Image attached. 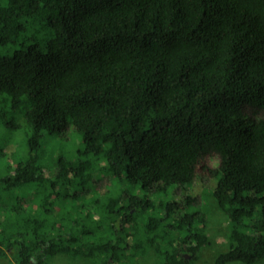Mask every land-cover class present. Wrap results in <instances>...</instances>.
<instances>
[{
	"label": "trees",
	"instance_id": "16d2710c",
	"mask_svg": "<svg viewBox=\"0 0 264 264\" xmlns=\"http://www.w3.org/2000/svg\"><path fill=\"white\" fill-rule=\"evenodd\" d=\"M36 19L48 27L44 50L19 39ZM3 46L15 49L0 54V95L23 111L5 128L27 130L28 154L0 174V198L29 184L39 194L36 214L0 217V256L133 264L153 248L152 264H193L210 243L205 215L183 201L131 194L96 202L98 217L58 212L54 199L94 166L63 155L52 175L39 165L43 133L71 125L82 152L105 159L99 170L156 192L193 183L200 160L218 156L206 176L231 228L212 264L264 258V0H0ZM151 206L159 213L143 217Z\"/></svg>",
	"mask_w": 264,
	"mask_h": 264
},
{
	"label": "rangeland",
	"instance_id": "374dc122",
	"mask_svg": "<svg viewBox=\"0 0 264 264\" xmlns=\"http://www.w3.org/2000/svg\"><path fill=\"white\" fill-rule=\"evenodd\" d=\"M24 29L20 32L19 39H26L27 43H35L44 50L46 42L49 38L48 27L42 19H36L30 22H23ZM15 49L14 46L0 47V54H9ZM4 97L0 95V174H5L12 170L15 163L23 160L27 156V130L22 126L15 128L13 131H8L5 127L10 120L21 121L23 118L22 110H11L9 105L5 104ZM1 110H5L4 113ZM9 142V143H8ZM4 148V149H3ZM83 142L81 132L73 126L68 125L61 132L51 134L44 132L41 138V147L39 150V165L44 169L46 175H52L57 169V160L59 155L72 160L91 159L93 161V169H91L92 178L88 182H81L72 185L68 189L69 195L61 199H54L55 208L58 212L69 211L68 214L80 216V219L85 217L86 213H90L95 217L99 216L100 209L97 208L96 202L106 201L108 198L119 196L120 201H123L128 195H145L152 199L154 203L158 201H179L182 203V210L198 209L203 212L206 218L205 232L207 233L210 243L203 245L198 250V257L193 264H212L215 256L228 248V233L231 228V223L226 213L219 207L212 193V188L215 181L206 176L205 167H215L218 163V156L208 155L200 160L198 164V175L193 183L184 187H170L167 192H156L153 189L143 188L141 185H132L128 180H119L116 176L104 173L99 170V165L104 162V158L87 155L82 152ZM6 151V152H5ZM38 190L34 184H29L23 188H15L11 193L3 194L0 198V217L12 218L19 216L26 217L28 214H36ZM71 194H76L71 196ZM185 195L196 196L197 203L186 204L183 200ZM18 202L17 209L9 210L8 208ZM9 205V207H8ZM98 209L97 212L92 211ZM158 207H149L143 212V217L147 215H157ZM255 216V215H254ZM253 216V218H254ZM56 220H60L56 217ZM139 219H142L140 217ZM88 222L87 220L85 221ZM199 224L198 222H196ZM138 224H136V227ZM141 228L142 225L139 224ZM250 231V227L244 228ZM109 229L104 227L96 228L97 235L107 234ZM174 233V232H173ZM180 232V235H183ZM156 258V252L150 248L146 254L139 255L133 261V264H152ZM0 264H19L11 257L10 249H7L6 256H0ZM36 264V263H34ZM47 264H89L88 259L80 258L73 259L67 254H57L49 259ZM122 264V263H115ZM225 264H264V258L254 263H245L242 261L231 260Z\"/></svg>",
	"mask_w": 264,
	"mask_h": 264
},
{
	"label": "water",
	"instance_id": "95a60500",
	"mask_svg": "<svg viewBox=\"0 0 264 264\" xmlns=\"http://www.w3.org/2000/svg\"><path fill=\"white\" fill-rule=\"evenodd\" d=\"M185 255H186V256H189V254H188V253H186Z\"/></svg>",
	"mask_w": 264,
	"mask_h": 264
}]
</instances>
